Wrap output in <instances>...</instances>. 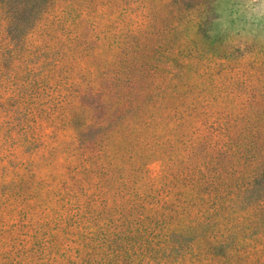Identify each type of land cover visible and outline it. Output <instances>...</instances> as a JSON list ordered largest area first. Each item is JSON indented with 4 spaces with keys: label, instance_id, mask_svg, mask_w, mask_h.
Wrapping results in <instances>:
<instances>
[{
    "label": "rangeland",
    "instance_id": "obj_1",
    "mask_svg": "<svg viewBox=\"0 0 264 264\" xmlns=\"http://www.w3.org/2000/svg\"><path fill=\"white\" fill-rule=\"evenodd\" d=\"M260 188L264 0H0V264H264Z\"/></svg>",
    "mask_w": 264,
    "mask_h": 264
},
{
    "label": "trees",
    "instance_id": "obj_2",
    "mask_svg": "<svg viewBox=\"0 0 264 264\" xmlns=\"http://www.w3.org/2000/svg\"><path fill=\"white\" fill-rule=\"evenodd\" d=\"M214 181V180H213ZM217 192L220 191L218 185L215 186ZM256 201L251 200L245 203L243 199L236 202L237 208H246L249 203H258L264 205V188L257 190ZM221 197L220 194L216 195V198ZM212 201L214 205V212L208 213L203 222L199 223L200 228H197V234L195 237L191 238L190 241L186 229L193 227L189 226L183 228L182 230L175 231L166 234L165 244L167 249H173L176 252L174 258L175 264H197L201 262L204 264L206 260H213L217 262H224L227 264H238L244 259L243 250L248 246L258 241V236H255L252 242H247L243 238L241 232L231 230V228H220V224L227 219L221 213V208H226L225 204H220L219 202ZM217 203V204H216ZM206 214V212L204 213ZM219 214L222 219L213 220V215ZM223 220V221H222ZM253 224V223H252ZM217 228L216 232L208 233V229L211 227ZM245 236H248V232Z\"/></svg>",
    "mask_w": 264,
    "mask_h": 264
}]
</instances>
